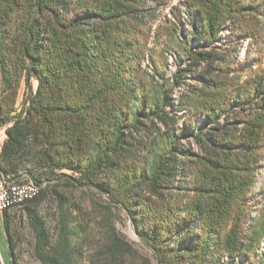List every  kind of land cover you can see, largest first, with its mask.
<instances>
[{
  "label": "trees",
  "instance_id": "trees-1",
  "mask_svg": "<svg viewBox=\"0 0 264 264\" xmlns=\"http://www.w3.org/2000/svg\"><path fill=\"white\" fill-rule=\"evenodd\" d=\"M169 1L0 0V173L38 189L0 211L10 264L13 209L37 264H81L90 239L66 198L56 193L55 240L38 212L56 187L104 202L115 264L136 252L113 211L156 264L257 263L264 0H181L158 22Z\"/></svg>",
  "mask_w": 264,
  "mask_h": 264
},
{
  "label": "rangeland",
  "instance_id": "rangeland-1",
  "mask_svg": "<svg viewBox=\"0 0 264 264\" xmlns=\"http://www.w3.org/2000/svg\"><path fill=\"white\" fill-rule=\"evenodd\" d=\"M181 0H171L168 5L159 10L158 22L169 15L171 7L178 5ZM260 36L264 43V20L260 25ZM240 58H243L241 54ZM1 132V131H0ZM2 134L0 133V141ZM37 189V187L35 186ZM38 191V189H37ZM264 191V157L261 168L257 174L256 182L253 187L251 198L254 200L263 195ZM56 193L66 198L65 211L71 212L72 217L77 224L84 226L86 235L90 239L83 250L81 264H115L111 262L105 254L102 253L104 233V211L96 203H104L92 192L83 189L65 190L56 187L48 192L47 198L38 208L41 218L44 220L47 229L53 240L56 238V227L59 218V205ZM19 205V204H18ZM261 205L253 208L251 213L252 220H255L259 214ZM4 210V209H1ZM12 219V234L15 241L13 258L16 264H37L33 258L34 240L25 215L19 209H13L10 212ZM112 222L118 234L126 241L136 252V256L125 259L124 264H156L151 250L145 246L138 238L132 223L122 212L113 211ZM145 260L146 262H143ZM264 261V243L261 245L257 263ZM0 264H10L7 246L4 241V232L0 222Z\"/></svg>",
  "mask_w": 264,
  "mask_h": 264
},
{
  "label": "built area",
  "instance_id": "built-area-1",
  "mask_svg": "<svg viewBox=\"0 0 264 264\" xmlns=\"http://www.w3.org/2000/svg\"><path fill=\"white\" fill-rule=\"evenodd\" d=\"M35 186L30 181L22 184L7 182L0 173V211L13 207V202L23 203V198L35 194Z\"/></svg>",
  "mask_w": 264,
  "mask_h": 264
},
{
  "label": "bare ground",
  "instance_id": "bare-ground-1",
  "mask_svg": "<svg viewBox=\"0 0 264 264\" xmlns=\"http://www.w3.org/2000/svg\"><path fill=\"white\" fill-rule=\"evenodd\" d=\"M36 194H37V189L35 188V194H32L29 197L23 198V202H25L26 200L34 198L36 196ZM21 203L22 202H13V206H16V205L21 204ZM0 208H1V199H0Z\"/></svg>",
  "mask_w": 264,
  "mask_h": 264
},
{
  "label": "crops",
  "instance_id": "crops-1",
  "mask_svg": "<svg viewBox=\"0 0 264 264\" xmlns=\"http://www.w3.org/2000/svg\"><path fill=\"white\" fill-rule=\"evenodd\" d=\"M0 133L2 134V139H1V141H0V146H1V144H2V142H3V139H4V134H3V131H1Z\"/></svg>",
  "mask_w": 264,
  "mask_h": 264
}]
</instances>
